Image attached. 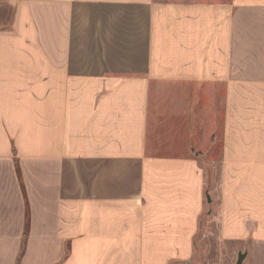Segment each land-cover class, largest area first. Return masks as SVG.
I'll use <instances>...</instances> for the list:
<instances>
[{
	"label": "crops",
	"instance_id": "0c3cea01",
	"mask_svg": "<svg viewBox=\"0 0 264 264\" xmlns=\"http://www.w3.org/2000/svg\"><path fill=\"white\" fill-rule=\"evenodd\" d=\"M0 11V264H264V0Z\"/></svg>",
	"mask_w": 264,
	"mask_h": 264
},
{
	"label": "rangeland",
	"instance_id": "374dc122",
	"mask_svg": "<svg viewBox=\"0 0 264 264\" xmlns=\"http://www.w3.org/2000/svg\"><path fill=\"white\" fill-rule=\"evenodd\" d=\"M8 16L9 12H6L7 18L5 17L4 21L0 18L1 24L5 23ZM194 244L195 249L191 259L187 263L177 264H237L241 255L239 247L222 242L217 234L216 224L214 222L205 224V219L201 221L200 233L195 236Z\"/></svg>",
	"mask_w": 264,
	"mask_h": 264
},
{
	"label": "water",
	"instance_id": "95a60500",
	"mask_svg": "<svg viewBox=\"0 0 264 264\" xmlns=\"http://www.w3.org/2000/svg\"><path fill=\"white\" fill-rule=\"evenodd\" d=\"M242 261H243V255H239L237 264H242Z\"/></svg>",
	"mask_w": 264,
	"mask_h": 264
}]
</instances>
